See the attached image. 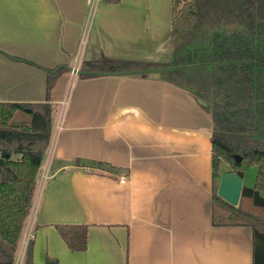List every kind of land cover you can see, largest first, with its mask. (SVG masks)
<instances>
[{
	"label": "crops",
	"instance_id": "obj_1",
	"mask_svg": "<svg viewBox=\"0 0 264 264\" xmlns=\"http://www.w3.org/2000/svg\"><path fill=\"white\" fill-rule=\"evenodd\" d=\"M172 1L0 0V102L52 109L15 264L31 240L35 264H253L252 228L213 224L208 103L160 74H72L103 57L169 63ZM256 177L244 168V187ZM58 225L86 226L87 250L71 251Z\"/></svg>",
	"mask_w": 264,
	"mask_h": 264
},
{
	"label": "trees",
	"instance_id": "obj_2",
	"mask_svg": "<svg viewBox=\"0 0 264 264\" xmlns=\"http://www.w3.org/2000/svg\"><path fill=\"white\" fill-rule=\"evenodd\" d=\"M172 40L173 59L169 63L103 57L84 63L80 71L118 74L184 67L160 75L169 84L193 90L208 103L205 108L213 122V224L251 227L253 264H264V0H173ZM67 70L60 67L48 72V96ZM18 112L30 116L27 124H13ZM51 114L47 103L0 102V264L16 262L52 138ZM236 156L242 158L241 163ZM223 163L243 179L244 168H257L255 186L243 187L238 207L218 196ZM218 212L239 222L219 221ZM57 229L71 251L87 250L86 226L58 225ZM23 264H35L34 240L29 241Z\"/></svg>",
	"mask_w": 264,
	"mask_h": 264
},
{
	"label": "water",
	"instance_id": "obj_3",
	"mask_svg": "<svg viewBox=\"0 0 264 264\" xmlns=\"http://www.w3.org/2000/svg\"><path fill=\"white\" fill-rule=\"evenodd\" d=\"M184 67H167V68H155L147 70H136L130 72H123L118 74H108L100 72H82L78 71V76L82 74H87L91 76H130V75H143V74H161L167 71L177 70ZM189 91H193L189 89ZM204 105L203 101H200ZM237 163L242 162V158L239 156L235 157ZM244 187V180L237 173L230 171L225 172L221 175L220 183L218 187V196L225 200L227 203L238 207L240 204V199L242 195V190Z\"/></svg>",
	"mask_w": 264,
	"mask_h": 264
},
{
	"label": "rangeland",
	"instance_id": "obj_4",
	"mask_svg": "<svg viewBox=\"0 0 264 264\" xmlns=\"http://www.w3.org/2000/svg\"><path fill=\"white\" fill-rule=\"evenodd\" d=\"M202 2H206L207 3V0H201ZM93 11V8L91 9V13H90V15H92V12ZM202 17H204V16H202ZM207 18H209V19H215L214 17H212V16H210L209 17V15H208V17ZM190 36H191V38H192V35L190 34ZM87 39V33L85 32V34H84V36H83V40H86ZM173 54H171V57L170 58H168V59H170L171 61H172V59H173V56H172ZM150 75V74H149ZM18 116L17 117H15V119L13 120V124H15V125H20V118L21 117H27V120H29L30 119V116L27 114V113H25V112H18ZM224 164V163H223ZM222 164V165H223ZM229 169H230V167H228ZM227 167H226V169H228ZM246 169V168H245ZM41 174H42V172H41ZM217 220H219V221H225V222H239V219H231V218H228V216H225L224 214L223 215H220L219 216V212L217 213Z\"/></svg>",
	"mask_w": 264,
	"mask_h": 264
},
{
	"label": "built area",
	"instance_id": "obj_5",
	"mask_svg": "<svg viewBox=\"0 0 264 264\" xmlns=\"http://www.w3.org/2000/svg\"><path fill=\"white\" fill-rule=\"evenodd\" d=\"M78 69L77 68H74V69H72V74L74 75V76H78Z\"/></svg>",
	"mask_w": 264,
	"mask_h": 264
}]
</instances>
